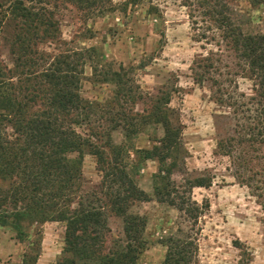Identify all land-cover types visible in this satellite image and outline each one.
<instances>
[{
    "label": "rangeland",
    "instance_id": "obj_1",
    "mask_svg": "<svg viewBox=\"0 0 264 264\" xmlns=\"http://www.w3.org/2000/svg\"><path fill=\"white\" fill-rule=\"evenodd\" d=\"M29 1L26 5L48 8L57 26L38 38L22 34L26 49L33 56L39 52L47 62L53 55H69L80 79V95L99 103L89 122L73 127L91 136L107 162L100 164L95 155H83L77 192L81 197L73 200L72 207L92 204L104 209V251L120 250L126 244L123 217L110 207L106 195L117 189L110 188L102 170L114 165L112 161L146 194L145 200L128 206L129 213L145 221L141 232L145 246L138 264H165L171 239L193 242L188 248L193 254L190 264H264V135L254 137L240 105L254 94L253 81L224 40L226 28H220L213 13H206L222 7L226 15L233 13L244 34H258L264 33V5L250 0H97L93 5ZM18 33L0 25V73L17 87L22 79L20 46L14 43ZM210 52L214 60L221 59L223 74L213 71L200 86L196 63ZM120 67L123 84L111 76ZM226 78L224 102L214 81ZM158 106L181 131L177 148L164 163L163 182L153 176L158 161L138 162L133 152L151 148L163 136L164 128L154 115ZM121 111L124 117L117 115ZM2 127L5 136H15L10 118ZM128 128L135 130L131 138L126 136ZM208 180L207 187H192ZM156 184L166 185L163 195L155 193ZM25 228L27 237L20 242L12 227L0 226V264L19 262L31 243L40 247L36 264H57L65 246V223L33 222Z\"/></svg>",
    "mask_w": 264,
    "mask_h": 264
},
{
    "label": "trees",
    "instance_id": "obj_2",
    "mask_svg": "<svg viewBox=\"0 0 264 264\" xmlns=\"http://www.w3.org/2000/svg\"><path fill=\"white\" fill-rule=\"evenodd\" d=\"M25 1L29 0L0 1V8L6 7L4 15L0 13L1 27H12L19 31L14 43L20 46L17 49V56L20 66L22 65L20 70L22 79L18 87L13 85L10 79L6 82L0 73V226L12 227L16 239L24 242L27 237L26 224L50 220L64 222L65 246L57 264H138L139 254L145 246V240L141 236L145 221L139 215L129 213L128 206L135 200H145L146 194L124 168L118 167V162L111 161L114 165L102 170L110 183V188L117 186V189L106 192V195L110 207H114L123 217L126 237L123 249L104 251L102 231L106 227V216L101 206L80 204L72 207L73 200L81 197L77 192L82 177L83 155L86 153L95 155L100 164L107 162L104 159V151L93 143L91 136H84L73 127L74 124L83 121L89 122L99 103L86 100L80 95V79L74 73L75 68L70 66L69 55L63 53L53 55L47 62L39 52H35L33 56V53L26 49L22 34L29 33L31 38H38L40 33L49 35L50 31H56L57 24L48 8L26 5ZM71 1L88 5L97 2V0ZM250 2L254 5H264V0ZM224 7L228 10L227 5ZM206 13H213L220 28H226L224 40L229 42L227 45H230L236 58L243 63L246 77L253 81L254 94L249 96L246 102H240V105L243 106L247 125L254 137L262 136L264 33L244 34L234 22L233 13L231 16L226 15L222 7H211ZM212 55L210 52L209 56H201L196 63L201 70L196 82L200 86L205 79H209L213 71L216 70V75L219 76L223 74L220 71L221 59L217 57L214 60ZM41 66L45 68L40 71L34 69ZM96 68H93L94 75H97ZM122 69L120 67L118 71L111 72V76L117 77L119 79L117 82L121 84L124 83ZM226 81L227 78L220 82L214 81L220 97L227 94L225 87L222 88ZM241 96L244 97V94ZM226 99L221 97L224 102ZM169 100L168 97L166 103H169ZM156 111L158 112H154V115L158 116L157 121L164 128L163 136L151 148H134L133 152L138 156V162L157 160L160 166L153 176L163 182L166 178V175L162 176L164 163L171 159L173 149L177 148L181 131L172 126L168 112L159 106L156 107ZM117 115L124 117V112H118ZM7 118L15 124V136L10 138L4 135L2 127ZM112 119L117 121L115 118ZM251 120L255 123H251ZM133 125L135 126L131 121L130 126ZM131 129L128 128L126 133L130 138L135 131ZM86 150L88 152H85ZM166 170L170 173V169ZM209 185L211 180L201 181L192 187ZM165 188L166 185L156 184L154 190L157 196L163 195L162 189ZM165 196L173 202L170 192H166ZM170 242L164 263L190 264L193 254L188 248L193 242L179 239H171ZM39 250L38 245L31 243L19 262L7 264H36L40 255Z\"/></svg>",
    "mask_w": 264,
    "mask_h": 264
}]
</instances>
